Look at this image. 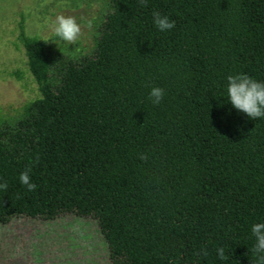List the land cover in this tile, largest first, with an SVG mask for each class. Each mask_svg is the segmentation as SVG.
Listing matches in <instances>:
<instances>
[{
	"label": "trees",
	"instance_id": "16d2710c",
	"mask_svg": "<svg viewBox=\"0 0 264 264\" xmlns=\"http://www.w3.org/2000/svg\"><path fill=\"white\" fill-rule=\"evenodd\" d=\"M105 1L89 56L50 60L19 32L39 97L0 127V224L89 218L110 264H255L264 118L231 105L227 76L264 82V0ZM154 11L175 27L160 32Z\"/></svg>",
	"mask_w": 264,
	"mask_h": 264
},
{
	"label": "rangeland",
	"instance_id": "374dc122",
	"mask_svg": "<svg viewBox=\"0 0 264 264\" xmlns=\"http://www.w3.org/2000/svg\"><path fill=\"white\" fill-rule=\"evenodd\" d=\"M108 11L105 0H0V127L12 126L24 106L39 97L18 40L20 30L43 41L50 60L89 56ZM61 14L75 16L82 25L83 34L74 45L52 31V21ZM0 264L110 262L93 220L62 215L48 221L17 217L0 224Z\"/></svg>",
	"mask_w": 264,
	"mask_h": 264
},
{
	"label": "clouds",
	"instance_id": "9594fccd",
	"mask_svg": "<svg viewBox=\"0 0 264 264\" xmlns=\"http://www.w3.org/2000/svg\"><path fill=\"white\" fill-rule=\"evenodd\" d=\"M142 7L147 6V0H139ZM153 24L160 32H167L175 27V21L170 20L167 15H162L158 11L152 13ZM52 31L55 36L59 37L67 45L71 46L77 43L83 34L82 25L77 18L72 15H57L52 21ZM92 22L88 21L87 27H91ZM165 90L161 87H152L148 94V99L153 105H159L165 97ZM227 100L231 105L240 112H243L250 119L256 120L264 118V82H259L247 74H236L227 76ZM139 159L146 161L148 155L141 153ZM37 157L33 163H38ZM31 167H26L24 171L19 174V182L25 186L28 191H35L37 185L31 181L30 177ZM8 183L4 181L0 183V191H7ZM251 232L255 237V244L253 252L257 259L255 264H264V223H256L252 225ZM197 255L207 256L206 248L201 247ZM218 258L221 260L227 259L223 248L217 249ZM170 264H175L170 261Z\"/></svg>",
	"mask_w": 264,
	"mask_h": 264
}]
</instances>
